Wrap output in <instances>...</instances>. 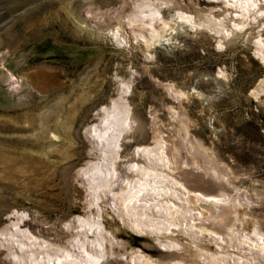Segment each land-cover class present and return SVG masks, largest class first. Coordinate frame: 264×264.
I'll return each instance as SVG.
<instances>
[{"label": "rangeland", "instance_id": "374dc122", "mask_svg": "<svg viewBox=\"0 0 264 264\" xmlns=\"http://www.w3.org/2000/svg\"><path fill=\"white\" fill-rule=\"evenodd\" d=\"M105 1L0 0V228L25 210V224L45 237L76 234L78 224L69 223L76 232L63 225L91 199L77 168L99 153L86 127L126 85L135 118L121 142L119 175L159 134L175 151L178 177L195 190L245 194L248 202L238 199L236 212L221 214L241 231H264V61L257 49L264 2L229 35L180 20L169 37L152 41L147 24L129 20L135 0ZM162 1L166 18L178 10L218 16L227 7L223 0ZM99 204L118 240L105 264H130L133 249L159 264L197 263L199 249L216 252L211 240L196 247L181 234L182 250L161 249L153 236L166 237L135 232L107 195ZM0 244V264H16L7 258L15 248Z\"/></svg>", "mask_w": 264, "mask_h": 264}, {"label": "bare ground", "instance_id": "6f19581e", "mask_svg": "<svg viewBox=\"0 0 264 264\" xmlns=\"http://www.w3.org/2000/svg\"><path fill=\"white\" fill-rule=\"evenodd\" d=\"M260 1L264 2L223 0L229 8H223L218 16L207 10L196 18L187 10H178L166 18L162 13L164 1L135 0L128 17L130 22L147 24L152 41H161L162 37L170 35L172 26L180 20L188 22L191 27L206 25L226 36L242 26L252 9L258 14L262 12L257 9ZM100 3L103 5L108 1L100 0ZM257 43L264 61V36H259ZM118 89L119 98L111 101L110 107L104 106L96 122L89 126L90 134L97 139L99 153L77 172V177H86L88 183L85 185H88L91 199L86 212L78 217L76 234L66 240H52L25 224V210L16 211V218L0 228L4 240H13L20 249V253L12 251L10 255L16 264H105V259L113 254L114 245L118 243L112 230L104 223V207L99 204L102 195L109 194L112 196L109 200L118 208L122 221L137 233L166 237L165 241L159 237L157 240L156 236L154 239L169 251L184 248L177 234L186 235L196 247L199 242L211 240L216 249V252L199 249L197 263L176 258L162 264H264V231L259 226L249 233L241 231L234 226L235 221H227L224 213L221 214L236 212L238 199L248 202L245 194L242 197L228 194L227 197L222 190L214 193L189 187L178 177L175 151L169 149L161 135L154 137L153 144L139 146L136 153L140 159L128 164L129 173L119 175L117 162L121 142L132 129L135 116L125 97L127 86L120 85ZM67 221L69 227L70 221ZM129 262L159 264L141 249L130 252Z\"/></svg>", "mask_w": 264, "mask_h": 264}, {"label": "water", "instance_id": "95a60500", "mask_svg": "<svg viewBox=\"0 0 264 264\" xmlns=\"http://www.w3.org/2000/svg\"><path fill=\"white\" fill-rule=\"evenodd\" d=\"M99 110L102 111V112L104 111V110H103V107L99 108ZM90 130H91V128L88 127L86 131H87V132H90ZM87 137H88V139H90V140H92V141H94V142H96V140H97V139L94 138V137L92 136V134H90V133L87 134ZM81 167H82V166H80V167L77 168V172L81 169ZM77 172H76V173H77ZM78 178H79L81 181H83L84 184H87V183H88V182H87V179H86V177H85L84 175H78ZM107 196H108V198H112V196H111L110 194L107 195ZM105 197H106L105 195H102V198H105ZM110 205H111V207H115V205L113 204L112 201L110 202ZM79 215H81V214H74L72 217H69L67 220H69L71 224H72V223H76V224H77V220H78ZM120 219H121V218H120ZM121 220H122V219H121ZM126 225H127V224H126ZM127 226H128V225H127ZM63 228H64L65 230H69V231H72V232H76L75 230L69 228V227L66 226V225H63ZM153 237H154V236H153ZM8 239H9V238H8ZM0 240H2V246H11V245H12V246L15 248V251L18 252V253H20V249L18 248L17 243L13 242V240H11L10 242H7V241L4 240V237L1 236V235H0ZM155 243H157L158 247H160L161 249H166V248H164L163 246H161V245L159 244L158 241H155ZM0 247H1V244H0ZM7 258H8L11 262H16L13 256H7Z\"/></svg>", "mask_w": 264, "mask_h": 264}]
</instances>
